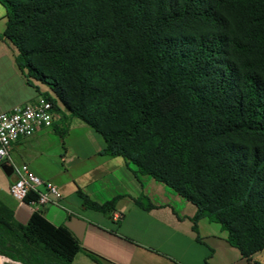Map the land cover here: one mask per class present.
<instances>
[{"label": "trees", "instance_id": "obj_1", "mask_svg": "<svg viewBox=\"0 0 264 264\" xmlns=\"http://www.w3.org/2000/svg\"><path fill=\"white\" fill-rule=\"evenodd\" d=\"M0 4L20 72L54 95L42 97L56 111L98 133L103 155L191 203L194 232L206 218L243 257L264 251V0ZM77 195L104 214L118 199ZM32 248L48 264H72L81 251L41 212L21 226L0 206V257L30 264Z\"/></svg>", "mask_w": 264, "mask_h": 264}, {"label": "crops", "instance_id": "obj_2", "mask_svg": "<svg viewBox=\"0 0 264 264\" xmlns=\"http://www.w3.org/2000/svg\"><path fill=\"white\" fill-rule=\"evenodd\" d=\"M6 11L0 4V114L32 103L49 90L29 83L16 66V50L3 37ZM50 128L11 147L16 164H25L41 181L60 192V206L19 203L9 194L14 176L0 165V206L25 226L41 212L53 226L72 216L86 222L81 251L72 264H264V251L249 258L226 241L217 223L201 218L192 230L196 208L164 184L135 175L120 157L103 155L105 143L92 128L64 111ZM102 205L114 198L107 214L85 209L77 192ZM146 202L149 210L140 207Z\"/></svg>", "mask_w": 264, "mask_h": 264}, {"label": "built area", "instance_id": "obj_3", "mask_svg": "<svg viewBox=\"0 0 264 264\" xmlns=\"http://www.w3.org/2000/svg\"><path fill=\"white\" fill-rule=\"evenodd\" d=\"M52 103L42 96L32 103L14 107L0 114V165H8L14 176L9 187L10 196L24 203L25 198L33 194L30 203L38 206H60L61 195L56 186L41 181L25 164H16L11 156L12 145L20 139L29 138L35 132L50 128L57 118Z\"/></svg>", "mask_w": 264, "mask_h": 264}, {"label": "rangeland", "instance_id": "obj_4", "mask_svg": "<svg viewBox=\"0 0 264 264\" xmlns=\"http://www.w3.org/2000/svg\"><path fill=\"white\" fill-rule=\"evenodd\" d=\"M30 82L38 85L40 88H45V86L37 83L36 81L30 79ZM44 94H48L51 98H54V95L49 91L48 93H44ZM58 110H59V116H62V112H64L65 110L63 109V107L60 104H57ZM66 112V111H65ZM31 253L33 255H31ZM24 259L29 261L30 264H48L49 261H51L49 254L41 251L37 248H32L30 252H25V254H23ZM4 258V257H1ZM0 264H22L21 262H15L12 260H9L7 258L4 259H0Z\"/></svg>", "mask_w": 264, "mask_h": 264}, {"label": "water", "instance_id": "obj_5", "mask_svg": "<svg viewBox=\"0 0 264 264\" xmlns=\"http://www.w3.org/2000/svg\"><path fill=\"white\" fill-rule=\"evenodd\" d=\"M4 169L9 173L12 172L9 166H4ZM85 226L86 222L75 216L70 217L68 221L64 223V227L74 236L78 242L82 240Z\"/></svg>", "mask_w": 264, "mask_h": 264}, {"label": "bare ground", "instance_id": "obj_6", "mask_svg": "<svg viewBox=\"0 0 264 264\" xmlns=\"http://www.w3.org/2000/svg\"><path fill=\"white\" fill-rule=\"evenodd\" d=\"M0 259H4V258H1V257H0Z\"/></svg>", "mask_w": 264, "mask_h": 264}]
</instances>
